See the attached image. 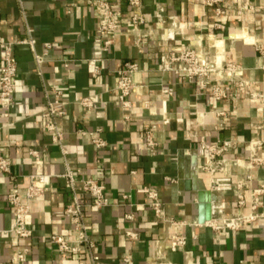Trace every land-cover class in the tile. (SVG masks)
<instances>
[{
  "label": "crops",
  "instance_id": "crops-1",
  "mask_svg": "<svg viewBox=\"0 0 264 264\" xmlns=\"http://www.w3.org/2000/svg\"><path fill=\"white\" fill-rule=\"evenodd\" d=\"M107 1L122 30L104 46L105 34L88 0H0V53L6 41L12 42L16 63L15 89L7 116L2 115L0 105V154L10 157V169L17 176L21 194L29 174L49 175L43 195L29 201L27 223L32 235L21 242L28 243L31 252L23 264H76L74 256L58 251L49 240L53 232L74 235L62 211L73 195L60 175L67 168L76 178H97L105 184L110 203L101 208L92 206L91 196L80 187L76 193L102 264H126L122 261L125 254H131V264H155L165 259L172 264H264V225L260 220L220 233L210 226L193 224L200 223L199 201L197 191L187 186V181L191 185L188 176L194 172L208 189L199 170L206 159L200 141L238 140L240 144L225 157L230 163L245 158L247 152L241 142L257 133L251 123L261 119L258 104L244 96L236 99L235 106L216 100L208 89H199L195 82H185L174 72L162 70L159 62L160 53L172 44L195 41L211 57L221 53L227 61L241 64L243 75L260 88L261 58L254 44L264 43V0H140L138 10L144 22L136 31L126 30L131 27L133 11L128 1ZM158 14L163 18L162 27L170 24V18L175 21L174 40L158 37L162 29L156 21ZM28 34L34 37L39 51L44 49V42L51 44L40 72L30 46L17 42ZM137 38L142 40V52L138 51ZM95 57L100 58V71L92 77ZM127 59L136 60L139 69L133 74L135 86L128 96L129 119L123 120L125 110L117 101L115 88L116 70ZM53 88L61 90L65 113L43 116L47 101L58 96ZM82 96L93 100L89 110L79 104ZM213 105L226 115L223 128H215L224 120L210 111ZM198 111L205 112L201 124L195 120ZM164 116L169 118L166 124L162 122ZM51 120L62 133L60 143L44 126ZM152 123L158 145L156 153L150 155L144 144V127ZM79 128H101L98 134L106 144L96 147L88 135L78 132ZM28 148L39 150V158L29 155ZM228 172L238 177L242 168L231 163ZM252 174L253 184L264 183V164L255 167ZM144 185L157 188L167 215L188 223L164 226L157 220L147 196L135 192ZM7 188L6 175L0 173V228H9L14 218L5 198ZM124 193L127 198H122ZM220 198L224 214L236 209L230 192ZM262 201L264 210V194ZM129 212L133 219L125 217ZM128 227L137 231V239L124 235ZM173 233L186 236L183 247H170ZM11 237V233H0V264H11Z\"/></svg>",
  "mask_w": 264,
  "mask_h": 264
},
{
  "label": "built area",
  "instance_id": "built-area-1",
  "mask_svg": "<svg viewBox=\"0 0 264 264\" xmlns=\"http://www.w3.org/2000/svg\"><path fill=\"white\" fill-rule=\"evenodd\" d=\"M133 8L130 15L131 27L127 31H136L138 26L144 22L142 13L138 10L140 0H127ZM206 2L219 3L222 0H205ZM94 8L99 29L105 34L102 44L107 46L112 43L114 35L122 30L114 9L107 0H88ZM218 8V7H217ZM170 24L162 27L163 18L161 14L156 15V21L162 28L158 37L161 40H174L175 21L170 18ZM27 27V26H26ZM28 30V28H27ZM18 43H26L30 46L35 63L39 67L45 61L46 50L50 48V42L43 43L44 49L35 48V39L30 34L17 40ZM138 51L142 52V40L136 39ZM195 41L185 45L172 44L159 55L160 68L170 70L180 76L188 83H196L199 89H208L209 93L216 100L231 102L235 106L236 99L239 96L256 102L259 106L261 119L258 122L251 123V126L257 130V133L248 140L241 142L245 149L246 156L244 159L236 158L231 162L234 165L241 166L242 172L238 177H233L228 172V166L231 164L225 157V153L236 148L240 141L231 138H221L214 142L200 141V147L206 152L205 161L199 166L200 172L209 175L208 189L211 194V215L209 219L203 222H192L210 226L214 232L220 233L224 229L237 230L255 220H260L264 225V210L262 209L264 194V183L253 184L252 171L255 167L264 164V43H255V49L258 52L261 62L259 69L262 72V86H254L248 78L243 75L244 67L235 62L227 61L223 54H215L211 57L206 51L197 47ZM0 105L3 108L2 115L7 116L13 100L15 89L14 76L16 74V63L12 56V42L6 41L2 46L0 53ZM67 65V61L64 62ZM139 66L136 60L127 59L117 68L116 92L119 105L125 110L122 115L123 120L129 119L128 109L131 106V100L128 98L130 92L135 86L133 74L138 71ZM100 71V58H92L90 74L92 77L98 75ZM58 94L57 97L47 101L46 109L42 112L43 116L54 117L65 113V100L60 98L61 90L53 88ZM163 91L170 92L169 89L163 88ZM84 110L93 107L94 102L90 96H82L78 100ZM217 117H222L224 121L215 124V128L226 126V115L223 111L217 110L211 106ZM204 111H198L195 115L197 123L201 124L204 117ZM164 124L169 122V118H162ZM45 128L52 131L54 141L60 143L62 133L57 130L54 122L45 123ZM101 128L83 129L79 128L78 132L88 135L91 142L96 147H102L106 144L105 140L98 134ZM190 130L196 132L194 126ZM155 124H147L144 127V144L148 154L153 155L157 151L158 142L155 134ZM66 152L65 149H62ZM28 154L35 159L39 158V150L28 148ZM10 157L0 154V173L6 175L8 188L5 198L13 209V223L9 228H0V233H11V244L14 247L13 253L9 256L8 261L11 264H23L26 257L30 254V245L21 240H27L32 235V229L27 223V214L29 212V201L36 197H41L45 187L48 184L49 175L42 173H31L28 175V185L24 193L18 190L17 176L10 169ZM64 177L65 185L73 195L70 202L63 207V215L72 225L74 232L73 237L62 233L53 232L49 235V240L54 244L58 251L72 255L76 259V264H102L100 254L94 250L96 241L90 236L84 219L83 204L77 196V187L91 196V205L101 208L110 203L105 194V184L97 178H76L73 171L69 168L60 174ZM170 179L169 177H167ZM172 180V179H171ZM135 192L144 193L155 218L162 222L164 226H183L188 222L167 215L163 201L156 187L140 186L135 188ZM230 192L234 196L236 209L230 214H224V201L220 196ZM127 198V194L121 195ZM244 207L247 209L244 210ZM125 217L133 219L131 212L126 213ZM124 235L129 240H135L138 237L137 231L132 227L124 229ZM195 234L193 233V236ZM186 243V236L182 233H173L170 237L169 245L171 248L183 247ZM154 257V259H156ZM122 261L131 264V254H125ZM155 264H172L169 259L157 260ZM220 264V263H216Z\"/></svg>",
  "mask_w": 264,
  "mask_h": 264
},
{
  "label": "water",
  "instance_id": "water-1",
  "mask_svg": "<svg viewBox=\"0 0 264 264\" xmlns=\"http://www.w3.org/2000/svg\"><path fill=\"white\" fill-rule=\"evenodd\" d=\"M188 177L191 185H188L189 181H187V186L197 191L199 201L198 219L200 222H203L204 220L209 219L211 215V194L208 189L198 182V177L194 172H192Z\"/></svg>",
  "mask_w": 264,
  "mask_h": 264
},
{
  "label": "bare ground",
  "instance_id": "bare-ground-1",
  "mask_svg": "<svg viewBox=\"0 0 264 264\" xmlns=\"http://www.w3.org/2000/svg\"><path fill=\"white\" fill-rule=\"evenodd\" d=\"M201 175L203 176V178L208 182L209 180V175L204 173V172H201Z\"/></svg>",
  "mask_w": 264,
  "mask_h": 264
}]
</instances>
